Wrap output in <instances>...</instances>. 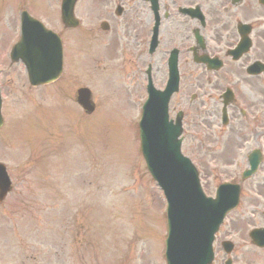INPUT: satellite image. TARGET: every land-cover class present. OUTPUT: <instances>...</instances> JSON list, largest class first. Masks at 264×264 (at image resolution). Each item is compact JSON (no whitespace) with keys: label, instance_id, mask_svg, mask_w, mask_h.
Wrapping results in <instances>:
<instances>
[{"label":"rangeland","instance_id":"1","mask_svg":"<svg viewBox=\"0 0 264 264\" xmlns=\"http://www.w3.org/2000/svg\"><path fill=\"white\" fill-rule=\"evenodd\" d=\"M45 1L42 17L55 26V16L51 17L48 9H54L56 14L57 6L53 8V0ZM99 3V0H81L77 12L82 21L79 30L91 34L88 41L94 42V52L97 53L103 45L108 48L110 42L117 43L115 50L120 47L135 50L137 43L134 33L140 29L138 27L129 30L128 27L117 28L112 23L113 28L110 27L109 32H103L99 28L97 31L91 29L95 28L101 17L110 19V14L100 9ZM87 4L97 8L98 14L90 16L83 10ZM12 5L14 8V4ZM6 7V1L0 0V12ZM125 30L127 33H124ZM72 33L76 37L82 36L77 32ZM7 48L4 42H0V49L4 52L0 56V67L5 68L0 77L4 87L6 129L10 130L9 138L0 136V160L13 168L21 161L35 164L28 165L27 175L23 176L24 183L28 185L21 188L22 200L13 202L12 198H8L0 206V264H8L7 261L19 264L23 260L27 264H89L86 259L88 241L90 243L93 238V231L97 234L100 229L112 238H121L114 249L123 258L109 259L111 264H164L149 241V232L154 229L152 214L156 192L151 181L148 180L147 183L143 176H139L141 164L139 157L134 156V151H137L134 137V117L137 111L131 104L133 105L134 99L132 94L136 90L131 84L128 68L117 69L112 78L106 74L103 78L99 65L104 59L85 52V45L75 47L73 59L78 57L80 64L74 65V71L70 74L66 71L59 85L63 93L59 92L57 97L53 93L55 87L47 88L46 92L40 88H29L21 65L9 62ZM116 57H119L117 53L114 54V58ZM145 60L147 56L141 58L139 64ZM112 79L116 80L119 89L124 88L125 91L120 94H117V89L109 91L108 86L114 88L110 83ZM80 85L88 86L95 93L97 113L94 116L84 118L72 103L71 88ZM138 91H141L138 98L142 99V88ZM62 96L66 101L64 106L58 99ZM120 100L125 101V106L120 104ZM35 104L43 106L42 117L40 110H37L38 114L32 117L19 119L22 110H30ZM58 108H61L60 111ZM99 115L102 117L97 118ZM40 124H49L56 134L67 133L68 127H72L76 140L66 146L65 149L71 151L67 157H63V151L58 150L56 155L45 156L40 161L33 159L30 147L34 146ZM11 127H14V131L21 127L15 148H12L10 138ZM135 134L137 139L136 130ZM81 135L85 137L82 140L84 144L79 140ZM65 162L68 167L64 165ZM63 175L72 177L73 181L60 184L58 189V179ZM83 179L90 184L86 192L89 198L84 195L85 187L78 182H83ZM220 180L214 179V173L202 180L205 191L212 193ZM101 194L106 195V201ZM61 197H64L62 201ZM246 201L244 198L236 216L244 214ZM85 205L88 209L86 215L79 216ZM227 223V229L223 228L216 239L215 263L222 264L223 252L219 242L225 235L224 231H232L234 234L231 238L236 243V249L232 253L235 264H248L253 260L264 264V252L251 249L243 251L238 245V239L244 230L241 221L235 219ZM79 254L82 255L78 256ZM104 259L99 252L92 261L100 262ZM69 260L72 263H68Z\"/></svg>","mask_w":264,"mask_h":264},{"label":"water","instance_id":"2","mask_svg":"<svg viewBox=\"0 0 264 264\" xmlns=\"http://www.w3.org/2000/svg\"><path fill=\"white\" fill-rule=\"evenodd\" d=\"M81 96L86 97L87 92L82 90ZM158 96L154 97V157L145 125L142 126L143 147L154 178L165 189L170 200L169 214L176 212L180 217L176 219L177 223L173 224L183 228L179 231L177 240L170 238V243L181 244V248H172L171 256L176 264H208L212 259V233L223 214L235 204L236 192L227 187L219 190V197L215 201L202 197L193 169L178 153V129L167 122L166 98ZM150 115L149 109L145 108V118L149 119ZM205 216L211 217V222L204 229L199 247L187 249L188 239L196 231L203 230L204 223L208 220ZM180 219H183L185 224Z\"/></svg>","mask_w":264,"mask_h":264},{"label":"flooded vegetation","instance_id":"3","mask_svg":"<svg viewBox=\"0 0 264 264\" xmlns=\"http://www.w3.org/2000/svg\"><path fill=\"white\" fill-rule=\"evenodd\" d=\"M174 1L169 0L170 4ZM219 1L221 0H198L195 2L207 8L210 5H219ZM232 2L233 0H224L225 17L222 20L220 18L215 19V26L223 27V29L220 31L217 28L215 29L216 39L213 50H209L205 40V50H209L212 55H216L222 62V67L216 71V80H211L205 85L218 91L217 98L210 95V99L214 102L217 100L220 109L221 94L227 88L231 89L233 99L227 107L228 119L233 123L231 130L238 141H246L251 139L254 132L250 122L264 121V71L256 75L246 74V68L252 62H259L262 65L261 68L264 65V19L255 18V10L261 7L257 4V0H242L239 5H233ZM144 5L139 4L138 6L142 8ZM169 15L173 20L174 13L170 12ZM144 20L147 22L148 18L146 17ZM239 21L250 24V47L237 60H233L228 56V51L239 43L240 35L239 33L237 35L236 31V25ZM202 30L205 36H208L211 27L205 24ZM218 38H221L222 41H218ZM223 46H225V49H223ZM227 73L230 74L229 78L225 77ZM197 86H201V84L198 83ZM205 94L206 90L201 89L198 98L195 97L194 100L203 103ZM257 126L260 128L259 124ZM255 136L262 137V146H264V125L263 131H258Z\"/></svg>","mask_w":264,"mask_h":264}]
</instances>
